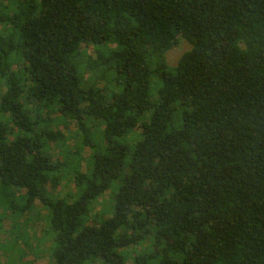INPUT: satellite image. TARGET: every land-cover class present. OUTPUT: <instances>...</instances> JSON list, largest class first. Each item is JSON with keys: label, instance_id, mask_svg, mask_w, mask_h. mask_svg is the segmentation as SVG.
I'll use <instances>...</instances> for the list:
<instances>
[{"label": "trees", "instance_id": "1", "mask_svg": "<svg viewBox=\"0 0 264 264\" xmlns=\"http://www.w3.org/2000/svg\"><path fill=\"white\" fill-rule=\"evenodd\" d=\"M17 195L47 211L48 264H264V0H0V203Z\"/></svg>", "mask_w": 264, "mask_h": 264}, {"label": "rangeland", "instance_id": "2", "mask_svg": "<svg viewBox=\"0 0 264 264\" xmlns=\"http://www.w3.org/2000/svg\"><path fill=\"white\" fill-rule=\"evenodd\" d=\"M189 49V44L181 39L180 43L167 53V62L170 65H175L178 58ZM151 92L153 96L156 95L157 91L154 89V86H152ZM60 128H63V126L61 125ZM70 128L71 130L66 131L68 135V147L72 149L76 146L77 142L73 138L75 130L73 127ZM89 154L90 151L87 149L83 153V157L88 158ZM117 186L118 184H115L113 190L107 191L103 196H100L89 204V216H93V218H86L85 216L83 220L84 225H92L94 223L99 225L103 220L112 216L116 203L115 190ZM113 191H115V194ZM13 192L11 190V193ZM22 196L17 195L12 199L10 203L15 204L16 207L13 210L10 209L11 212L6 209L9 201L3 199L2 203H0V264H48L51 260V249H53L55 233L49 228L48 222L46 223L45 221L47 211L40 202L36 201L33 205L28 206L25 212H20L18 209H22L26 205V199L25 197L22 198ZM153 244L154 241L151 240L150 245H140L143 250L139 254H143V256L154 254L155 248ZM134 248L136 252L140 250L138 247ZM88 264L105 263L97 260ZM140 264L156 263L155 259L146 261L143 258Z\"/></svg>", "mask_w": 264, "mask_h": 264}]
</instances>
